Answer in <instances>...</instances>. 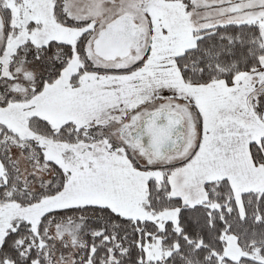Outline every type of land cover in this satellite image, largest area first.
Returning <instances> with one entry per match:
<instances>
[{"label": "snow or ice", "instance_id": "1", "mask_svg": "<svg viewBox=\"0 0 264 264\" xmlns=\"http://www.w3.org/2000/svg\"><path fill=\"white\" fill-rule=\"evenodd\" d=\"M0 264H264V0H0Z\"/></svg>", "mask_w": 264, "mask_h": 264}]
</instances>
